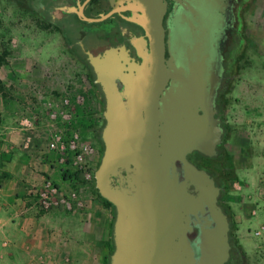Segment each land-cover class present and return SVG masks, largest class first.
Masks as SVG:
<instances>
[{
	"label": "water",
	"instance_id": "obj_1",
	"mask_svg": "<svg viewBox=\"0 0 264 264\" xmlns=\"http://www.w3.org/2000/svg\"><path fill=\"white\" fill-rule=\"evenodd\" d=\"M88 1L62 9L97 22L122 2L110 0L111 10L90 16ZM127 7L142 11L131 18L147 37L122 29L141 60L124 45L86 50L105 97L104 150L94 178L115 209L110 264H226L231 221L219 202L222 187L189 157L195 150L212 157L222 141L220 71L208 51L200 55V43L187 48L182 63L166 57V0H134Z\"/></svg>",
	"mask_w": 264,
	"mask_h": 264
},
{
	"label": "crops",
	"instance_id": "obj_2",
	"mask_svg": "<svg viewBox=\"0 0 264 264\" xmlns=\"http://www.w3.org/2000/svg\"><path fill=\"white\" fill-rule=\"evenodd\" d=\"M30 26L0 65V264H107L113 212L93 182L101 156L98 119L88 108L97 103L95 81L89 78L82 87L78 71L65 69L69 57L48 23L38 33ZM257 77L244 70L234 82L228 108L234 129L226 149L237 153L236 178L223 187L237 220L236 236L250 256L264 237V151L257 150L259 144L264 150V98L255 91ZM24 117L34 121L33 128L20 125ZM56 133H78L94 151L77 159L73 150L50 149ZM47 179L58 188L56 202L40 210L28 192Z\"/></svg>",
	"mask_w": 264,
	"mask_h": 264
},
{
	"label": "flooded vegetation",
	"instance_id": "obj_3",
	"mask_svg": "<svg viewBox=\"0 0 264 264\" xmlns=\"http://www.w3.org/2000/svg\"><path fill=\"white\" fill-rule=\"evenodd\" d=\"M133 1L122 0L118 3L120 9L114 10L111 15L97 22L82 21L74 12H66L62 9L64 4H77L78 0H42L41 11L48 17L49 27L54 26L63 34L69 45L75 49L78 57L84 54L86 55L84 59H87L86 50L97 54L103 53L106 48L124 45L130 55L138 61L141 58L136 46L122 31L123 28H128L137 36L147 37L145 28L131 18L133 15L138 16L142 13L141 10L135 12L127 7ZM166 1L167 10L163 19L166 31V57L173 55L177 63H182L187 59V48H193L197 43L201 44L200 55L207 51L210 53V60L216 62L217 69L220 71L216 96V116L220 119V124L223 127L220 96L225 82L226 60L237 39L235 34L238 21L237 12L242 0ZM112 8L110 0H89L84 10L87 15L98 16ZM95 24L98 26H91ZM75 43L79 45V48ZM194 55L196 56V54H192V58H195ZM223 134L222 141L224 140ZM194 154H197L204 163L209 160L208 155L195 150L189 154L194 163H196L193 159ZM231 256V259L238 261L239 252L234 250Z\"/></svg>",
	"mask_w": 264,
	"mask_h": 264
},
{
	"label": "rangeland",
	"instance_id": "obj_4",
	"mask_svg": "<svg viewBox=\"0 0 264 264\" xmlns=\"http://www.w3.org/2000/svg\"><path fill=\"white\" fill-rule=\"evenodd\" d=\"M41 3L42 0H0V53L6 52L5 64L13 53L16 37L29 34L30 25L33 24L35 28L31 33H38L41 29H43V31L44 29L48 30V27L46 28L48 17L41 11ZM237 17V28L235 30L237 39L231 54L226 60V76L220 96L224 140L218 145L217 154L209 157L207 162H202L197 154L193 155V159L202 168L207 169L214 175L215 179L222 187L219 202L223 203L225 210L227 209L230 221L235 222V225L233 228L231 227L230 231L232 243L231 255L232 251L236 250L239 252V258L238 261L230 258L231 261L229 259L226 264H264V237H262V241H260L256 249V254L250 256L243 251L242 245L235 232L237 220L223 189V187L228 185L229 180L233 179L232 177L236 173L235 157L237 153H229L226 149V142L234 129L232 122L229 120L230 115H233L234 112H229L228 108L234 101V96L231 95L234 89V82L238 80L242 71L248 70L253 76H259L255 82V91L256 93H260L261 97L264 98V0H242L237 12ZM84 25H86V23H84ZM91 26L95 27L98 25L95 24ZM49 31L52 35H57L59 42L63 45L62 52L69 57V61L65 64V69L78 71L79 75L77 74L76 77L79 79L82 87L88 83L89 78L91 81H94L95 73L88 60L78 57L75 53V49L69 45L63 34L56 30L54 26L49 27ZM94 85L98 96L97 103L90 102L88 108L90 110L89 112L95 114L98 119L96 138L102 155L104 144L101 138V129L104 124L103 109L105 102L101 88L96 84ZM3 89V86L0 84V90ZM262 145L263 144H259L257 150L260 148V151H264L261 148ZM93 182L95 184V180ZM96 194L98 198H102L99 195L97 187ZM112 212L114 221L115 209L113 207ZM113 248L114 242L112 241V250ZM108 261L109 259H107V264L109 263Z\"/></svg>",
	"mask_w": 264,
	"mask_h": 264
},
{
	"label": "built area",
	"instance_id": "obj_5",
	"mask_svg": "<svg viewBox=\"0 0 264 264\" xmlns=\"http://www.w3.org/2000/svg\"><path fill=\"white\" fill-rule=\"evenodd\" d=\"M65 104H68V100H64ZM69 111L65 110L61 113L64 119L68 118ZM57 116L56 113H54ZM59 115V114H58ZM20 125L23 128L31 129L34 126V121L29 117H24L19 120ZM48 147L50 149L65 152L67 150H73L77 159H82L85 154L94 151L93 147L88 143H83L78 133L71 134L70 138H66L60 133L54 134L53 138L49 141ZM90 175V174H89ZM92 175V174H91ZM58 188L51 179H47L42 186L32 187L28 194L33 197L36 202V206L40 210H49L55 205V196Z\"/></svg>",
	"mask_w": 264,
	"mask_h": 264
},
{
	"label": "trees",
	"instance_id": "obj_6",
	"mask_svg": "<svg viewBox=\"0 0 264 264\" xmlns=\"http://www.w3.org/2000/svg\"><path fill=\"white\" fill-rule=\"evenodd\" d=\"M75 17H77V15H74ZM75 45L79 48V45L77 44V43H75ZM83 56V57H82ZM84 56H86V55H84V54H82L81 55V59H84ZM4 62H6V52L5 53H0V64L1 63H4ZM1 82V81H0ZM95 84L97 85V86H99L100 87V85H99V83H96L95 82ZM232 178H236V176L234 175ZM100 194V193H99ZM101 196V195H100ZM102 197V196H101ZM103 199H104V201L109 205V206H112L113 208H114V206H113V204L109 201V200H107V199H105L104 197H102ZM223 207H224V209H225V206L223 205V203H220ZM226 212H227V209H226ZM228 215H229V213H228ZM235 225V222L234 221H232L231 222V227L233 228V226ZM113 251V250H112ZM107 259H109V263L108 264H110V257H108Z\"/></svg>",
	"mask_w": 264,
	"mask_h": 264
}]
</instances>
